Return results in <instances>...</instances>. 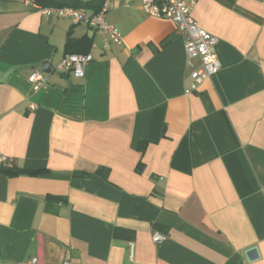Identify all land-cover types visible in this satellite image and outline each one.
Instances as JSON below:
<instances>
[{
  "label": "crops",
  "instance_id": "0c3cea01",
  "mask_svg": "<svg viewBox=\"0 0 264 264\" xmlns=\"http://www.w3.org/2000/svg\"><path fill=\"white\" fill-rule=\"evenodd\" d=\"M192 16L220 61L196 90L182 33L140 0L106 13L120 43L0 0V154L21 169L0 171V264H264V0ZM68 38L82 73L56 68Z\"/></svg>",
  "mask_w": 264,
  "mask_h": 264
},
{
  "label": "built area",
  "instance_id": "2783aa9c",
  "mask_svg": "<svg viewBox=\"0 0 264 264\" xmlns=\"http://www.w3.org/2000/svg\"><path fill=\"white\" fill-rule=\"evenodd\" d=\"M33 2V0H30ZM114 0H102L96 10H89L85 7L74 6H39L43 14L68 17L73 22L85 23L96 30L108 35L113 43H120L121 34L118 29L108 23L106 13ZM195 0H140V6L144 13L155 17L170 19L180 30L183 36L186 65L192 68L190 76L192 78V90L207 78L215 74L220 69V61L215 52L217 37L204 30L198 25L192 16V9ZM198 59V63L193 62ZM92 59L89 53H67L56 65L61 71H73L82 73L86 62ZM30 80L35 89L44 87L47 81L42 72L34 70L30 74ZM7 163V157L0 154V165ZM152 238L155 242L161 240L162 235L154 232ZM132 249V248H131ZM35 259L32 260L34 262ZM61 264H70L68 259Z\"/></svg>",
  "mask_w": 264,
  "mask_h": 264
},
{
  "label": "trees",
  "instance_id": "16d2710c",
  "mask_svg": "<svg viewBox=\"0 0 264 264\" xmlns=\"http://www.w3.org/2000/svg\"><path fill=\"white\" fill-rule=\"evenodd\" d=\"M102 0H33L34 3H36L38 6H48V5H53V6H74V7H80V6H85V7H95L94 10L97 9V7L100 5ZM72 40L70 38H68V40L66 41V51L67 53H75L73 50H71L72 47ZM144 146V142H141L138 145V149L142 150ZM139 167H141V163L138 165ZM0 171L4 172L8 175H14L17 174L21 171V169H18L17 167L13 166V165H7V163L5 165H1L0 166ZM98 172H100V170H98ZM76 176H87L88 173L85 172H78L75 173ZM51 202V198H47L45 201V205L46 208H48V205ZM125 233H127V231L120 229V228H115L114 230V235H118V236H122L125 237Z\"/></svg>",
  "mask_w": 264,
  "mask_h": 264
},
{
  "label": "water",
  "instance_id": "95a60500",
  "mask_svg": "<svg viewBox=\"0 0 264 264\" xmlns=\"http://www.w3.org/2000/svg\"><path fill=\"white\" fill-rule=\"evenodd\" d=\"M13 69L9 70L8 72H6L2 79L4 78V76H6L8 73H10ZM40 70L44 73H49L51 71V67L49 65L48 61H42L40 64ZM245 254L247 256V258L249 260L255 259L258 257V251L255 247H250L245 251Z\"/></svg>",
  "mask_w": 264,
  "mask_h": 264
}]
</instances>
